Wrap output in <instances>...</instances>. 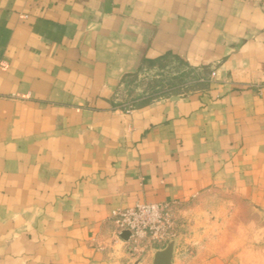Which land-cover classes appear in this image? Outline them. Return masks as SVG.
Returning a JSON list of instances; mask_svg holds the SVG:
<instances>
[{"label": "crops", "instance_id": "1", "mask_svg": "<svg viewBox=\"0 0 264 264\" xmlns=\"http://www.w3.org/2000/svg\"><path fill=\"white\" fill-rule=\"evenodd\" d=\"M171 59L204 85L118 97ZM209 192L264 212V0H0V264H152L113 210Z\"/></svg>", "mask_w": 264, "mask_h": 264}, {"label": "rangeland", "instance_id": "2", "mask_svg": "<svg viewBox=\"0 0 264 264\" xmlns=\"http://www.w3.org/2000/svg\"><path fill=\"white\" fill-rule=\"evenodd\" d=\"M203 76L179 59H171L167 66L134 75L118 97L132 107L200 89ZM169 213L171 233L166 242L175 241L178 256L215 254L236 257L237 264H264V212L254 206L209 192L185 205L170 204ZM144 247L134 251V257H147L151 246Z\"/></svg>", "mask_w": 264, "mask_h": 264}, {"label": "built area", "instance_id": "3", "mask_svg": "<svg viewBox=\"0 0 264 264\" xmlns=\"http://www.w3.org/2000/svg\"><path fill=\"white\" fill-rule=\"evenodd\" d=\"M169 206L167 202H136L133 206L113 210L116 238L122 239V232L128 231L127 240L133 253L144 246L163 244L171 233Z\"/></svg>", "mask_w": 264, "mask_h": 264}, {"label": "water", "instance_id": "4", "mask_svg": "<svg viewBox=\"0 0 264 264\" xmlns=\"http://www.w3.org/2000/svg\"><path fill=\"white\" fill-rule=\"evenodd\" d=\"M129 232L123 231L121 236L125 239L129 238ZM175 241H167L163 246H154L155 250L152 255V264H172V259L175 251Z\"/></svg>", "mask_w": 264, "mask_h": 264}]
</instances>
